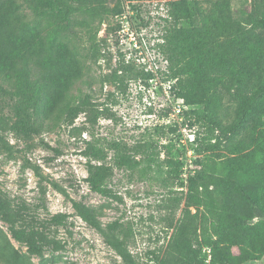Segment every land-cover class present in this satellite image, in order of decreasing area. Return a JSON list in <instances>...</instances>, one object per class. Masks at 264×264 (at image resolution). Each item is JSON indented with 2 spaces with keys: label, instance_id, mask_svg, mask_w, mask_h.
Segmentation results:
<instances>
[{
  "label": "trees",
  "instance_id": "trees-1",
  "mask_svg": "<svg viewBox=\"0 0 264 264\" xmlns=\"http://www.w3.org/2000/svg\"><path fill=\"white\" fill-rule=\"evenodd\" d=\"M125 1L110 8L105 0H0V148L10 155L18 150L7 139L8 131L30 141L74 125L81 112L90 113L91 126L111 117L108 107L89 108L92 94L78 84L92 88V63L105 57L98 48L99 32L104 24L108 32L122 29L120 22H112L123 16ZM168 9V79L174 81L175 98L183 100L184 124L201 126L204 135L195 147L200 168L188 176L185 208L176 223L171 221L168 248L163 255L150 250L146 264H205L204 247L211 248L213 264H243L264 254V0H256L253 11L241 17L232 0H168ZM141 76L152 73L123 62L111 80L124 84L126 78ZM170 130L180 138L177 124ZM40 142L54 151L49 159L63 153ZM222 143L229 155L215 152ZM80 153L87 158L89 188L108 198L121 200L110 186L116 168L139 179L163 174L160 144L153 139L130 144L92 134ZM168 163L179 167L178 178L184 162ZM72 206L125 264H143L130 250L134 230L129 223L116 219L104 225L101 207L75 199ZM69 217L58 212L41 219L28 202L0 190V218L7 224L0 226V263L48 264L46 252L58 245L55 233Z\"/></svg>",
  "mask_w": 264,
  "mask_h": 264
},
{
  "label": "rangeland",
  "instance_id": "rangeland-1",
  "mask_svg": "<svg viewBox=\"0 0 264 264\" xmlns=\"http://www.w3.org/2000/svg\"><path fill=\"white\" fill-rule=\"evenodd\" d=\"M105 2L113 8L117 0ZM255 2L232 0V7L241 17L242 13L247 15L253 11ZM124 7L123 16L112 22V26L120 22L122 29H109L108 32L107 24H104L99 32L98 48L105 57L99 63H92L89 75L92 88L85 83L78 84L84 92L92 94L89 108L96 106L102 110L108 107L111 117H101L91 126L90 113L81 112L74 125H64L30 141L17 139L8 131L5 133L7 139L18 150L10 155L9 151L0 148V190L28 202L31 213L41 219L58 212L70 214L69 223L60 226L55 233L58 245L46 252L48 264H125L104 241L102 234L76 215L72 199L101 207L104 225L116 219L129 223L134 230L129 247L141 263L150 262V250L163 255L174 230L169 227L171 221L176 223L185 208L188 176L200 168L195 163L200 156L195 147L202 141L204 128L199 125L190 128L184 124L183 107L179 115H174L181 99L175 98L174 81H170L167 74L169 62L164 34L172 20L168 0H126ZM123 62L132 64L135 69L150 71L152 76L126 78L124 84L113 82L111 75ZM167 110L169 115H163ZM175 124L179 126L180 138L177 132L170 130ZM161 126L164 128L160 129ZM92 134L109 140L122 139L130 144L145 138L158 141L163 174L157 173V179H139L138 174L116 168L110 186L121 200L92 191L85 180L87 158L80 153L84 139L92 138ZM197 135H200L199 140ZM41 139L63 153L49 159L54 156V151L45 148ZM224 145L222 143L215 152L229 155ZM25 157L30 161L27 164ZM169 160L184 162L176 179L174 173L179 167L170 165ZM33 166H38V171ZM180 197L181 200L174 199ZM191 210L195 212L194 207ZM0 226L7 228L1 218ZM14 244L27 251L19 242L14 241ZM233 250L235 253L240 251L238 247ZM203 251L208 254L205 264H213L211 248L204 247ZM33 259L37 263L40 261L37 256ZM258 263H264V254L243 264Z\"/></svg>",
  "mask_w": 264,
  "mask_h": 264
},
{
  "label": "built area",
  "instance_id": "built-area-1",
  "mask_svg": "<svg viewBox=\"0 0 264 264\" xmlns=\"http://www.w3.org/2000/svg\"><path fill=\"white\" fill-rule=\"evenodd\" d=\"M180 101H181L180 102L181 104L178 105V109L176 110V114H174V115H179V113H181L182 107L184 105H183V100L181 99Z\"/></svg>",
  "mask_w": 264,
  "mask_h": 264
}]
</instances>
